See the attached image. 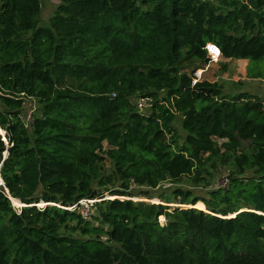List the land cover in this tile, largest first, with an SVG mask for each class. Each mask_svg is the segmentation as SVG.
<instances>
[{
	"label": "trees",
	"instance_id": "1",
	"mask_svg": "<svg viewBox=\"0 0 264 264\" xmlns=\"http://www.w3.org/2000/svg\"><path fill=\"white\" fill-rule=\"evenodd\" d=\"M40 11L0 0V264H264V100L181 65L209 42L264 60V0H59L46 25ZM164 182L157 203L131 198Z\"/></svg>",
	"mask_w": 264,
	"mask_h": 264
},
{
	"label": "rangeland",
	"instance_id": "2",
	"mask_svg": "<svg viewBox=\"0 0 264 264\" xmlns=\"http://www.w3.org/2000/svg\"><path fill=\"white\" fill-rule=\"evenodd\" d=\"M59 4V0H40L41 11L39 14V24L46 25L49 22V18L56 10ZM208 57V56H207ZM208 61H199V60H188L182 62V67L193 76V80H207L210 82H218L223 91H233L244 92L247 91L249 93L255 94L261 97L264 100V60H248V59H237V58H223L221 55L216 59H211L208 57ZM233 85V83H236ZM162 96V94L160 95ZM150 105L145 109H149ZM39 114V105L32 98H25L24 103L21 107V116L23 121L28 126L32 116ZM181 116L177 115L176 120L174 121V127L177 133L182 136L183 130L180 126ZM181 141V139H180ZM222 139H217V145H220ZM241 144L243 146H247L248 142L243 141ZM103 166L107 172L111 170L112 163L109 159H105L103 161ZM227 168H222L214 177L211 179L210 184L211 187L225 186L226 185V176H227ZM182 187L190 189L193 193L203 195L204 191L208 188H202L201 186L192 187L188 185L186 182L180 184ZM171 184L168 182L160 183L156 188L150 189L146 186H137L132 184L131 191L133 193H141L147 192L150 199L147 198H139L137 196L131 197L134 201L144 200L151 202H159L158 195L163 191L170 187ZM101 191L100 189L97 190ZM104 192V197L91 199V203L95 201H100L102 199H110L115 196L110 195L108 191ZM112 196V197H111ZM124 198V197H121ZM90 202V201H89ZM200 202V201H199ZM12 206L17 210L21 205L18 202H14L11 199ZM202 203V202H201ZM203 204V203H202ZM38 207H41L42 203L37 204ZM171 206H175L176 203H170ZM84 206V205H83ZM181 207H186L185 205H179ZM204 206V205H203ZM89 213L93 211V207L91 204L88 205ZM80 212L84 215L82 208H80ZM89 215V214H88ZM160 219V218H159ZM163 222L162 218L160 219Z\"/></svg>",
	"mask_w": 264,
	"mask_h": 264
},
{
	"label": "built area",
	"instance_id": "3",
	"mask_svg": "<svg viewBox=\"0 0 264 264\" xmlns=\"http://www.w3.org/2000/svg\"><path fill=\"white\" fill-rule=\"evenodd\" d=\"M205 50H206L207 56L210 57L211 59H216L221 55L220 49L215 43H211V42L207 43L205 45ZM134 102L139 110H145V108L148 107V105H151V98L147 96H139L134 99ZM3 184L4 182L0 175V186ZM91 201L92 200L88 198V199H82L77 203L82 206L84 217L89 216L88 215L89 214L88 205L93 203V202L91 203ZM77 204L71 206V208H74Z\"/></svg>",
	"mask_w": 264,
	"mask_h": 264
},
{
	"label": "water",
	"instance_id": "4",
	"mask_svg": "<svg viewBox=\"0 0 264 264\" xmlns=\"http://www.w3.org/2000/svg\"><path fill=\"white\" fill-rule=\"evenodd\" d=\"M104 190H105V191H108V192L110 191L109 188H104ZM96 193H97V190H93L92 193L90 194V198H91L94 194H96Z\"/></svg>",
	"mask_w": 264,
	"mask_h": 264
}]
</instances>
